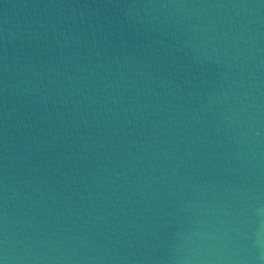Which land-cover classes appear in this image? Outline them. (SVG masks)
Returning a JSON list of instances; mask_svg holds the SVG:
<instances>
[{"label": "water", "instance_id": "obj_1", "mask_svg": "<svg viewBox=\"0 0 264 264\" xmlns=\"http://www.w3.org/2000/svg\"><path fill=\"white\" fill-rule=\"evenodd\" d=\"M0 264H264V0H0Z\"/></svg>", "mask_w": 264, "mask_h": 264}]
</instances>
